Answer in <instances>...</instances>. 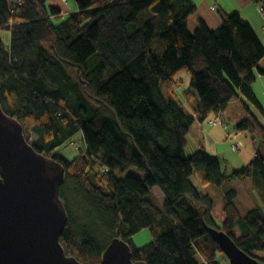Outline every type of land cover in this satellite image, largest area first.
Listing matches in <instances>:
<instances>
[{
    "label": "trees",
    "instance_id": "obj_1",
    "mask_svg": "<svg viewBox=\"0 0 264 264\" xmlns=\"http://www.w3.org/2000/svg\"><path fill=\"white\" fill-rule=\"evenodd\" d=\"M254 1L264 11V0ZM76 2L78 11L61 15L50 0H0V29L10 32L9 43L0 37V103L39 152L66 168L61 198L69 219L61 243L67 254L103 264V252L121 237L135 261L222 264L220 254L228 257L208 231L213 226L264 264V156L227 173L190 139L197 121L211 124L224 115L216 125L225 124V110L237 98L248 117L230 142L239 147L245 130L264 139V122L251 108L264 115L253 88L264 58L255 29L239 12L222 11L220 27L199 18L192 31L194 0ZM79 132L86 151L70 159L62 149ZM132 166L145 180L122 176ZM193 176L205 187L253 177L258 204L244 206L234 187L220 195L203 191ZM145 228L153 240L137 247L133 236Z\"/></svg>",
    "mask_w": 264,
    "mask_h": 264
},
{
    "label": "water",
    "instance_id": "obj_2",
    "mask_svg": "<svg viewBox=\"0 0 264 264\" xmlns=\"http://www.w3.org/2000/svg\"><path fill=\"white\" fill-rule=\"evenodd\" d=\"M66 168L39 152L24 124L0 103V264H84L61 243L69 215L61 187ZM231 264H263L220 227H208ZM103 264H147L133 258L131 245L112 239Z\"/></svg>",
    "mask_w": 264,
    "mask_h": 264
},
{
    "label": "crops",
    "instance_id": "obj_3",
    "mask_svg": "<svg viewBox=\"0 0 264 264\" xmlns=\"http://www.w3.org/2000/svg\"><path fill=\"white\" fill-rule=\"evenodd\" d=\"M198 5L197 13L193 14L189 18V27L193 31L196 28L199 18H202L206 23L213 29H216L221 26L222 18L221 12H239L242 16L252 25L261 39L264 45V11L261 10L260 4L254 0H194ZM52 5L57 6L61 9V15H67L72 12L79 10L76 0H50ZM7 43L10 42V32L7 33ZM256 81L253 85L254 91L257 95L258 91H264V58L260 61L259 65L255 68ZM187 87V85H184ZM264 93V92H263ZM252 108V106H251ZM253 110V108H252ZM232 112V115H231ZM227 119L225 124L213 126L209 124L208 121L200 122L197 121L194 123L190 139L195 148H199L202 144L205 146L207 151L216 157L219 158L222 168L227 173H232L236 170H239L242 166L249 164L247 154H254L255 151L252 148V145L249 143L250 137L246 135V139H240L242 134L239 132L238 141L239 147L245 145L247 150H241L239 147L236 149L232 146L229 136L237 131L236 126L243 119L248 117L247 111L242 104L241 98L234 99L229 103L228 108L225 110ZM257 116V115H256ZM259 120L261 117L257 116ZM254 137V145L259 144L261 148L262 141L264 139L261 136ZM257 148V146H256ZM79 152V149H78ZM77 152V153H78ZM76 153V155H78ZM233 156L232 160L234 161L233 170L231 166L229 168L224 166V160H226V155ZM233 154V155H232ZM249 181V199L253 198L255 205L258 204V200L255 197V188L253 177H247ZM245 179V178H243ZM241 179H236L233 181L236 182ZM228 182L227 184H229ZM226 185V184H225ZM155 187L153 188V191ZM238 191V199L240 197V191ZM223 193V192H222ZM164 201V199H163ZM163 203V202H162ZM242 203V202H241Z\"/></svg>",
    "mask_w": 264,
    "mask_h": 264
},
{
    "label": "rangeland",
    "instance_id": "obj_4",
    "mask_svg": "<svg viewBox=\"0 0 264 264\" xmlns=\"http://www.w3.org/2000/svg\"><path fill=\"white\" fill-rule=\"evenodd\" d=\"M7 33L9 35V31L8 30L0 29V37H2V39L5 42H7V40H8ZM181 76L184 79V85L189 86V84H190L189 76L187 74H185V73H182ZM178 92L182 95L181 88H179ZM263 92L262 91H258L257 97H258L260 103L264 107V93ZM252 108H253V112L255 113V115H257V116L259 115L261 117L260 121L264 122V115L260 111V109L255 107L254 105H252ZM231 115H232V112H231ZM240 132L242 134L240 139L245 140L246 139V135H248L250 137L249 143L252 145V148L255 151L254 154H249V152H248V154H247L248 163L251 160H254L258 153H261V155L264 156V140L262 141L261 148H259V144L258 145H254V142H253L254 137L251 135V133L248 130L240 131ZM256 146H257V148H256ZM78 149H79V152H78ZM239 149H240V151L241 150H247V148H246V146L244 144L243 145L240 144ZM62 151L70 159L76 157V153L77 152H78L77 154H79L81 152L86 151V143L84 141V138H83L82 134L80 132L77 133L74 136V138H73V142L69 143V145L67 147L63 148ZM227 154L228 155H226V160H224V166L227 167V168H229L231 166L230 168H231V170H233V166H234L233 165L234 161L232 160L233 156L229 155V153H227ZM127 175H135V176H137V177H139V178H141L143 180H145V178H146V173L143 172L142 170H140L136 166H132L128 170H126L124 173H122L123 177H125ZM193 181L195 182V184L200 186V188L203 191L210 192V193H212L214 195H220V194H222V192H224L228 188L234 187V188H236L237 190L240 191L239 201L242 202V204L244 206H246L247 208H251V207L255 206L253 198L249 199V197H250V195H249V181H250V179H248V178L238 180V181H236L234 183L230 182L229 184H226V185L220 186V187L216 186V185H210L208 187H205L202 184L200 178L197 177V176H193ZM154 192L157 195V198L162 203L163 199H164V194L161 191V189L159 187H155ZM255 192L258 194V197L260 198V195L258 193V188H255ZM66 195L68 196L69 200H71L70 201V203H71L70 205H71L73 216L75 218V217H77V213L79 212L78 208H76V204L77 203H75V201L71 197L72 196L71 190L66 191ZM259 205L264 206V202H263V200L261 198H260ZM133 240H134V243H135V245L137 247H142V246L146 245L147 243H149L150 241L153 240L152 231L149 228H145V229L141 230L140 232H138L137 234H135L133 236ZM198 258H199V261L201 263L202 262L204 263L205 260H204V258L202 256L198 255ZM220 259H221V262H223L222 264H228V262H229V258H227L228 259L227 260L221 254H220Z\"/></svg>",
    "mask_w": 264,
    "mask_h": 264
},
{
    "label": "built area",
    "instance_id": "obj_5",
    "mask_svg": "<svg viewBox=\"0 0 264 264\" xmlns=\"http://www.w3.org/2000/svg\"><path fill=\"white\" fill-rule=\"evenodd\" d=\"M16 1L18 3H21L22 2V0H16ZM223 120H224V115H219V116H216V118L212 119L210 121V123L212 125L222 124L223 123ZM235 136H237V134ZM231 142H232V145H233L234 148H238V144L235 142L234 139H231Z\"/></svg>",
    "mask_w": 264,
    "mask_h": 264
},
{
    "label": "bare ground",
    "instance_id": "obj_6",
    "mask_svg": "<svg viewBox=\"0 0 264 264\" xmlns=\"http://www.w3.org/2000/svg\"><path fill=\"white\" fill-rule=\"evenodd\" d=\"M264 9V8H263ZM262 10V9H261Z\"/></svg>",
    "mask_w": 264,
    "mask_h": 264
}]
</instances>
